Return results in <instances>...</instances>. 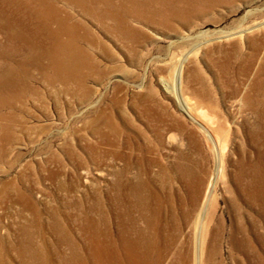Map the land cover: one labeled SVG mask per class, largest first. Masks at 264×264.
Segmentation results:
<instances>
[{
	"label": "rangeland",
	"instance_id": "obj_1",
	"mask_svg": "<svg viewBox=\"0 0 264 264\" xmlns=\"http://www.w3.org/2000/svg\"><path fill=\"white\" fill-rule=\"evenodd\" d=\"M58 5L107 53L80 42L96 66L80 68L77 74L84 81H74L67 70L54 75L46 60L24 57L0 29V75L10 74L1 67L13 70L12 85L4 94L9 101L0 105V264H71L86 258L87 235L78 224L80 214L93 207L90 215L97 218V206L117 166H106L103 147H202L208 174L213 154L197 123L213 134H223L234 154L238 147L249 151L261 147L249 142L248 128L254 120L243 111L241 100L225 98L228 89L223 85L235 81L234 66L226 70L228 79L220 74L222 52L216 48L228 50L229 44L237 42L244 53L250 52L246 39L264 31V0L212 6L188 25L131 22L137 31L133 53L141 61L135 64L128 61L127 42L105 35L100 24L79 10ZM65 25L70 26V21ZM50 28L56 29V24ZM83 33L79 31L80 37ZM58 38L66 43L69 34L59 33ZM40 44L48 43L40 39ZM5 51H11L12 57L3 59ZM260 58L264 60V54ZM253 68L252 73L257 70ZM187 74L192 78L189 84L185 83ZM47 77H53V82H47ZM203 88L211 92L205 95L210 109L194 97L193 92ZM179 103L196 123L184 116ZM144 109L152 111L153 117L165 116L159 124L164 129L162 138L152 119L142 114ZM205 113L215 119L213 125L203 117ZM173 120L185 128L177 130L171 140L172 132L166 129ZM166 150H161L162 156ZM215 192L221 193L220 186Z\"/></svg>",
	"mask_w": 264,
	"mask_h": 264
},
{
	"label": "bare ground",
	"instance_id": "obj_2",
	"mask_svg": "<svg viewBox=\"0 0 264 264\" xmlns=\"http://www.w3.org/2000/svg\"><path fill=\"white\" fill-rule=\"evenodd\" d=\"M232 1L235 0H0V29L15 41L24 57L35 62L46 60L54 75L67 70L74 81H84L77 74L80 68L96 64L87 59L80 42L99 48L103 54L107 51L59 3L100 24L105 35L127 42L131 56L128 61L135 64L141 61L133 53L137 31L131 22L168 26L178 21L188 25L192 18L206 14L209 7ZM67 21L70 26L65 25ZM51 24L57 28L51 29ZM79 31L84 32L82 37ZM64 32L69 34L66 43L58 38ZM40 39L48 44L41 45ZM228 46V50L216 48L222 52L220 74L229 76L226 70L234 66L235 81H225L223 85L228 89L225 98L241 100L243 111L254 120L248 128L249 142L261 147H252V151L238 147L234 154L226 147L223 134H213L197 123L213 154L209 174L202 147H103L106 166L117 165L113 180L97 206V218L90 215L93 207L80 214L78 224L87 235L86 258L69 263L264 264V60L260 58L264 54V31L246 39L248 53L237 42ZM1 57L11 58V51ZM255 66L257 70L252 73ZM1 68L10 73L7 77L0 75L3 105L9 101L4 94L12 85L13 70ZM188 75L186 84L192 80ZM46 81L52 83L53 77ZM210 93L207 88L193 92L200 105L209 109L205 95L209 97ZM179 106L184 116L196 123L184 105ZM151 112L144 109L142 114L152 119L156 134L162 138L164 129L159 124L165 116L153 117ZM203 117L210 125L215 123L209 114ZM184 128L173 120L166 130L172 132V140L176 131ZM163 148L167 149L164 156ZM219 186L220 194L215 192Z\"/></svg>",
	"mask_w": 264,
	"mask_h": 264
}]
</instances>
